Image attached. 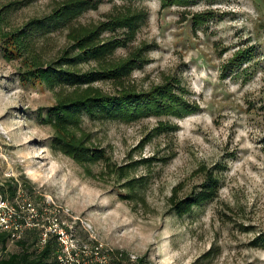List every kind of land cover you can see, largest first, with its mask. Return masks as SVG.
Listing matches in <instances>:
<instances>
[{"label": "rangeland", "instance_id": "1", "mask_svg": "<svg viewBox=\"0 0 264 264\" xmlns=\"http://www.w3.org/2000/svg\"><path fill=\"white\" fill-rule=\"evenodd\" d=\"M73 1L0 0L3 30L45 19L49 27L23 28L22 39L23 56L44 66L65 50L79 53L73 29L99 26L93 45L120 46L105 60L66 69L106 72L132 60L130 71L82 90L117 96L164 86L186 113L129 122L81 114L71 132L107 158L82 166L53 147L56 132L45 123L76 86L20 81L27 61L5 59L0 37V184L13 178L23 200L59 211L82 247L101 244L147 264H264V0H84L89 6L69 24L50 25L46 17ZM134 15L131 35L106 23ZM113 166L129 167L128 177ZM208 176L216 198L178 215L172 195L176 202L201 193Z\"/></svg>", "mask_w": 264, "mask_h": 264}, {"label": "trees", "instance_id": "2", "mask_svg": "<svg viewBox=\"0 0 264 264\" xmlns=\"http://www.w3.org/2000/svg\"><path fill=\"white\" fill-rule=\"evenodd\" d=\"M166 1L164 0L165 4ZM168 1L179 3V0ZM87 6L89 5L84 0L66 2L54 10L52 16L46 18H53L49 24L56 27H58L56 25L58 21L69 24ZM93 9H95V6H93ZM3 17L0 14V37L4 39L6 44L4 49L7 51H4V58L7 60L18 58L22 61H27L26 63L28 64L26 65V71L21 74L20 81L30 83L31 85L45 84L50 89H54L57 82L60 81L76 86V89L73 90L74 92L64 96L62 99L59 98L57 104L50 109L45 123H48L56 132L53 147H58L63 154L72 157L80 165L86 166L99 160L107 161L103 151L85 146L84 139L77 137L71 132L73 128H77L81 120V114L83 113L95 119H118L128 122L148 115L158 116L171 113L181 116L183 113H186L181 108V101L164 86L158 87L150 93L141 94L125 90L117 96H105L95 89L87 87L98 79H109L111 74L119 80L121 77L129 74L130 69L128 66L132 60H126L106 72L75 73L66 69L68 65H72L80 59H85L84 61L105 60L106 57L111 55L120 46L113 39L103 44L93 45L95 43L93 41V34L99 26L92 32H81L80 29H73L70 37L74 41V44L72 43L73 46L71 47L77 48L79 53L73 57H69L65 50L56 61L43 66L34 57L30 60L28 55L23 56L22 50L24 49L23 42L25 40L23 41L22 39L26 31L23 28L46 27L43 24L45 19H32L23 28L7 32L2 27V23L4 22ZM136 18L137 16L134 15L122 17V20H109L106 23L112 26L117 25L119 28L122 26L127 27V34L131 35L138 25L135 21ZM85 85H87L86 88L82 90V86ZM92 154L96 155L91 156ZM106 167L109 168L110 165L108 166L106 163ZM127 168L129 167L113 166L112 172L119 173L120 178L126 179L129 172V170H126ZM135 181L136 179L126 180L125 187H129L132 190L135 187L133 186ZM215 181L211 176L206 177V183L201 193L186 196L176 202H174L175 194H173L170 198L171 207L178 211V215H182L188 213L194 206L213 201L217 196L216 192H214L215 190H212L216 183ZM17 190L18 183L13 178H10L4 184H0V198L12 201L16 196ZM184 205L186 206L185 210L182 208ZM38 237L39 230L30 229L26 230L19 240L11 242V237L8 233L0 232V264H57L59 246L56 237L50 236L42 248H37ZM9 244L14 245L16 250L9 251ZM107 256L108 260L106 264H147L142 258L130 261L127 253L117 250L107 252Z\"/></svg>", "mask_w": 264, "mask_h": 264}, {"label": "built area", "instance_id": "3", "mask_svg": "<svg viewBox=\"0 0 264 264\" xmlns=\"http://www.w3.org/2000/svg\"><path fill=\"white\" fill-rule=\"evenodd\" d=\"M57 213L59 211L54 213L47 207L37 210L29 200H23L20 193L12 201L0 198V232L8 233L14 242L26 230H39L37 248H42L50 236H55L59 246L57 264H106L108 251L101 244L90 248L80 246L71 226L61 222Z\"/></svg>", "mask_w": 264, "mask_h": 264}]
</instances>
